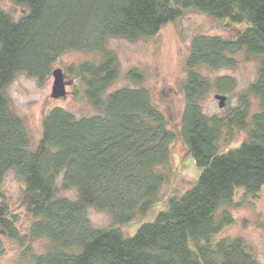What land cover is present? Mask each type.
Wrapping results in <instances>:
<instances>
[{
  "label": "trees",
  "instance_id": "obj_1",
  "mask_svg": "<svg viewBox=\"0 0 264 264\" xmlns=\"http://www.w3.org/2000/svg\"><path fill=\"white\" fill-rule=\"evenodd\" d=\"M15 18L0 9V232L19 239L17 212L5 203L3 184L13 170L23 182L21 206L32 217L30 236L45 239L28 264H261L243 237L213 242L233 218L226 209L237 188L257 195L264 187V62L239 105L209 116L203 102L213 88L230 91L229 77L212 80L200 68H234L241 52L264 55V0H14ZM193 9L211 18L249 26L234 39L196 35L186 59L185 106L178 132L144 87L145 75L127 73L135 87L107 93L121 65L111 39L135 43L156 36ZM71 51L98 59L65 67V78L101 113L77 117L54 107L43 118L31 148L24 120L7 88L24 73L42 81ZM106 95V96H105ZM258 101L252 113L251 100ZM245 133L244 138L239 134ZM181 138L200 169L183 194L131 237L121 226L144 217L168 183L171 144ZM240 144L233 147L236 143ZM61 179L60 185L58 184ZM77 193L76 199L60 191ZM109 213L94 227L88 209ZM4 247L0 240V255Z\"/></svg>",
  "mask_w": 264,
  "mask_h": 264
},
{
  "label": "rangeland",
  "instance_id": "obj_2",
  "mask_svg": "<svg viewBox=\"0 0 264 264\" xmlns=\"http://www.w3.org/2000/svg\"><path fill=\"white\" fill-rule=\"evenodd\" d=\"M0 9L11 13L15 18H19L25 11L24 8L16 6L14 0H0ZM248 26L246 22L233 23L229 19L211 18L189 9L185 11L181 19L167 24L158 35L151 38L135 43L124 39H111L108 42V48L118 56L121 71L119 79L106 95L122 87H135L127 77V73L132 69L141 70L145 75L143 85L150 92L153 103L166 116L169 128L178 132L185 106L182 86L186 79V59L190 53L193 37L204 34L234 39ZM95 59H98L96 53L71 51L62 56L55 69L64 70L68 65ZM261 62H264V55L249 56L241 52L237 56V64L234 68L220 70L200 68L199 71L212 80L229 77L235 85L230 91L211 89L203 102L205 113L209 116H222L229 108L237 107L241 94L257 78ZM53 82L52 75L40 82L21 73L7 88V95L12 100L16 113L25 122L32 149L36 147L42 136L44 116L54 107L64 108L77 117L101 113L91 105L83 93L76 94L73 87L75 81L70 80L69 77H66L67 97L53 99L51 97ZM217 95L227 98L224 109L219 108V102L215 99ZM258 106V101L252 99V113L258 110ZM239 136L242 139L246 134L240 133ZM239 144L240 142H237L233 147ZM165 171L169 181L162 190L161 201L144 217L122 225L121 231L125 237L133 236L142 224L155 221L160 212L167 210L168 196L173 193L183 194L196 183L200 169L181 138L171 144V165ZM61 179L58 181L59 185ZM23 187V182L13 170L6 174L3 184L5 203L9 209H16L19 239H11L0 232V240L4 247L0 255V264H28L31 255L42 253L46 244L45 239H34L30 236L33 219L21 206ZM59 195L70 199L77 197L75 190H61ZM223 210L230 213L233 223L224 225L213 236V242L227 237H243L247 240L256 259L264 264V187L255 196L247 194L245 188H237L231 205L221 209L219 213ZM88 217L97 228H106L112 223L109 213L95 208L88 209Z\"/></svg>",
  "mask_w": 264,
  "mask_h": 264
},
{
  "label": "water",
  "instance_id": "obj_3",
  "mask_svg": "<svg viewBox=\"0 0 264 264\" xmlns=\"http://www.w3.org/2000/svg\"><path fill=\"white\" fill-rule=\"evenodd\" d=\"M52 77L54 78L52 94L53 99H62L67 97V83L64 74V70L61 68L54 69L52 72ZM219 102V108L224 109L226 107L227 98L223 95H217L215 97Z\"/></svg>",
  "mask_w": 264,
  "mask_h": 264
}]
</instances>
